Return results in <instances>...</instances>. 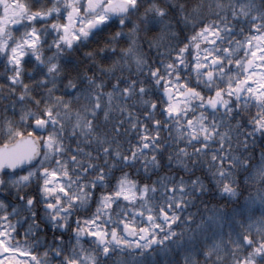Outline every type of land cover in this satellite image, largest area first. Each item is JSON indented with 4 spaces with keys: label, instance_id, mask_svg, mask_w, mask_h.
Listing matches in <instances>:
<instances>
[{
    "label": "snow or ice",
    "instance_id": "obj_1",
    "mask_svg": "<svg viewBox=\"0 0 264 264\" xmlns=\"http://www.w3.org/2000/svg\"><path fill=\"white\" fill-rule=\"evenodd\" d=\"M0 264H264V0H0Z\"/></svg>",
    "mask_w": 264,
    "mask_h": 264
}]
</instances>
